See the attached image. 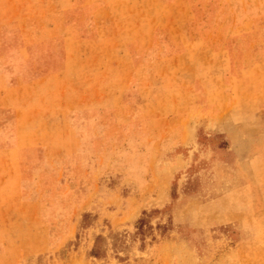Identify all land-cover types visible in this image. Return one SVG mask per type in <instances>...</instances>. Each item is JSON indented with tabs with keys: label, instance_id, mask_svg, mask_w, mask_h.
<instances>
[{
	"label": "rangeland",
	"instance_id": "374dc122",
	"mask_svg": "<svg viewBox=\"0 0 264 264\" xmlns=\"http://www.w3.org/2000/svg\"><path fill=\"white\" fill-rule=\"evenodd\" d=\"M23 45L123 83L85 86L87 152L0 191V264H264V0H0Z\"/></svg>",
	"mask_w": 264,
	"mask_h": 264
},
{
	"label": "crops",
	"instance_id": "0c3cea01",
	"mask_svg": "<svg viewBox=\"0 0 264 264\" xmlns=\"http://www.w3.org/2000/svg\"><path fill=\"white\" fill-rule=\"evenodd\" d=\"M19 52L13 65L0 50V109H12L16 121L13 129L0 131V191L12 188L15 193L20 162L38 148L50 159L89 150L90 131L84 119L91 93L85 94V86L103 89L111 75L119 78L116 84L123 83L118 72L109 74L102 65L93 72L76 68L64 52L57 68L39 67L28 75V46H20Z\"/></svg>",
	"mask_w": 264,
	"mask_h": 264
}]
</instances>
